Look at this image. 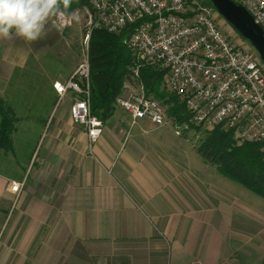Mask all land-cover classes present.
Here are the masks:
<instances>
[{
    "label": "crops",
    "instance_id": "crops-1",
    "mask_svg": "<svg viewBox=\"0 0 264 264\" xmlns=\"http://www.w3.org/2000/svg\"><path fill=\"white\" fill-rule=\"evenodd\" d=\"M53 19L36 42L0 39V98L39 104L0 152V264H264V200L201 157L192 165L188 131L159 146L149 122L107 125L113 109L89 146L69 97L54 112L53 84L75 68L27 74L60 40Z\"/></svg>",
    "mask_w": 264,
    "mask_h": 264
},
{
    "label": "built area",
    "instance_id": "built-area-1",
    "mask_svg": "<svg viewBox=\"0 0 264 264\" xmlns=\"http://www.w3.org/2000/svg\"><path fill=\"white\" fill-rule=\"evenodd\" d=\"M234 1L264 30V0ZM89 5L84 8L85 56L64 83L53 84L59 102L71 99L70 120L83 128L89 146L104 132L103 121L91 113L90 34L95 29L117 34L130 27L124 44L134 55V86L124 84L115 105L131 125L169 123L166 108L145 94L139 76L142 68H153L163 72L165 90L183 104L192 124L185 130L211 132L220 126L245 142L261 144L264 153V64L254 49L231 44L213 10L200 0H89ZM53 23L65 28L71 17H54ZM22 188L21 182L10 183L16 195Z\"/></svg>",
    "mask_w": 264,
    "mask_h": 264
},
{
    "label": "trees",
    "instance_id": "trees-1",
    "mask_svg": "<svg viewBox=\"0 0 264 264\" xmlns=\"http://www.w3.org/2000/svg\"><path fill=\"white\" fill-rule=\"evenodd\" d=\"M72 2L76 7H90L89 0H72ZM200 2L214 11L207 2L202 0ZM130 31V27L117 34L95 29L89 37L87 53L90 66L91 113L98 116L103 122L113 110L115 99L122 93L124 84L128 83L134 86L131 71L134 55L124 44ZM242 40L246 42L244 39ZM247 47L253 50L249 44ZM139 76L143 82L145 94L160 101L166 107L168 117L176 120L182 119L181 112L185 110L183 104L179 103L176 96L167 95L162 90L163 72L153 68H142L139 71ZM2 120L0 147L6 148L13 129L11 124L8 128L9 124L4 117ZM175 127L181 135L187 131ZM205 134V138L196 149L199 156L208 163L216 165L223 176L264 197L262 145L247 142L242 147L232 146L229 149V145H226L227 135H233V131H227L220 126L211 132H205Z\"/></svg>",
    "mask_w": 264,
    "mask_h": 264
},
{
    "label": "rangeland",
    "instance_id": "rangeland-1",
    "mask_svg": "<svg viewBox=\"0 0 264 264\" xmlns=\"http://www.w3.org/2000/svg\"><path fill=\"white\" fill-rule=\"evenodd\" d=\"M84 8H85L84 6L81 8L76 7V5L73 2L71 3V6L68 11L69 14L67 15L71 17V24L65 28H58L56 26L58 29V33L60 35V40L56 43V45L52 44L50 46V49H48L46 53L43 56H41V59L40 58L38 59L36 58L37 56H34L33 59L30 61L28 66L29 67L31 66V68H29V72L27 74H29V77L31 79L33 78L40 79L46 73L56 72L57 71L56 69H59L60 71H62L64 74L63 76L66 77L68 75L70 66H73V68H76L77 65L80 63V61L84 58L85 53H86V47L83 44L84 31H85L84 29L85 19H84V14H83ZM212 13L216 21L218 22L223 34L231 42V44L237 48L247 49V45H248L247 42H244L242 38L230 27V25L215 10ZM81 55H83L82 59H81ZM162 90L167 95L173 96L165 90L163 84H162ZM28 94L29 95L31 94L30 91H28ZM68 106H69V101L67 100V98L59 102L58 97H57V102L54 107V112L59 113L62 109L65 110ZM113 109H114V112L112 115L113 117L107 120L106 122L107 125H112V123H114L115 121H122L124 123L122 126H124L127 123L129 124L128 115L122 112V110H120L116 105L113 107ZM15 110L17 113L16 112L14 113ZM23 110L27 111L29 113V116L30 115L38 116L39 104L37 103V104L28 105V109L26 110L24 108V105L9 104L6 101L3 102V100L0 98V125L2 126V121H3L2 117H4V119L7 120L9 124L8 128L10 127V124H11L12 129H14L15 127H19L23 123L27 122L24 119V114H27V112L24 113ZM181 115H182L181 117L182 119H178L180 121L176 120L175 118L167 116L169 119V123L164 127H155L158 130L151 132L150 136H151L152 141L159 146L168 144L169 136L166 134L173 133V131L176 128L175 126L180 127L181 130H183L184 127H192L190 124L188 114L186 113L185 110L181 112ZM149 126H150L149 123H145L143 127L148 128ZM152 128H154V126H152ZM158 133H164L165 135H158ZM188 135H192V137L190 138V142L188 140L187 142L185 141L184 143L186 146H190L191 154L188 155L186 152L185 158L187 160H190L193 163L192 165H194L195 161H198L201 159L195 149H197V147L202 143L206 134L205 132H201V131L197 132V131H193L190 129L188 131ZM142 143L151 144V141L149 143H146V142H142ZM246 143L247 142L237 138L236 135H234V133L233 135L231 134L227 135L226 145L227 146L229 145V149L232 146L242 147ZM160 149L162 150V148ZM229 149L227 148V150ZM0 152L5 153L7 155V150L5 147L3 148L0 147ZM177 154L179 155L180 153H177ZM219 174H221L220 171H219ZM246 190L250 191L249 189H246ZM255 195L264 200V197L259 196L257 194Z\"/></svg>",
    "mask_w": 264,
    "mask_h": 264
},
{
    "label": "clouds",
    "instance_id": "clouds-1",
    "mask_svg": "<svg viewBox=\"0 0 264 264\" xmlns=\"http://www.w3.org/2000/svg\"><path fill=\"white\" fill-rule=\"evenodd\" d=\"M72 0H0V39L13 34L27 43L46 35L52 18L68 15Z\"/></svg>",
    "mask_w": 264,
    "mask_h": 264
},
{
    "label": "water",
    "instance_id": "water-1",
    "mask_svg": "<svg viewBox=\"0 0 264 264\" xmlns=\"http://www.w3.org/2000/svg\"><path fill=\"white\" fill-rule=\"evenodd\" d=\"M230 25L256 52L264 64V30L255 23L253 17L234 0H202Z\"/></svg>",
    "mask_w": 264,
    "mask_h": 264
}]
</instances>
